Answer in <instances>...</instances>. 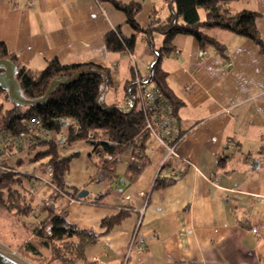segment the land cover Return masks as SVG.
I'll return each mask as SVG.
<instances>
[{
  "label": "crops",
  "instance_id": "obj_1",
  "mask_svg": "<svg viewBox=\"0 0 264 264\" xmlns=\"http://www.w3.org/2000/svg\"><path fill=\"white\" fill-rule=\"evenodd\" d=\"M116 1L141 3L136 20L143 28L167 20L171 12L169 0ZM226 6L232 12H258L256 26L264 38V0H235ZM125 23V14L106 0H36L32 7L28 0H0V42L19 65L37 73L54 59L64 65L103 64L111 72L104 101L122 107L129 83L146 75L154 60L144 35H139L132 58L108 52V32L122 26L124 34L134 33ZM208 34L226 47V56L211 46L203 51L194 36L178 34L175 49L161 59L182 100L174 114L183 138L179 157L169 156V166L163 168L166 149L150 138L142 157L125 152L104 174L93 145L69 142L68 127L41 133L60 143L63 157H71L70 188L88 191L84 201L61 194L55 202L58 212L65 208L71 223L96 232L105 217L130 210L86 248L87 264H264V55L244 36L219 28ZM163 42V35L154 32L153 46L160 48ZM11 106L1 94L0 119ZM1 127L0 122V161L16 166L22 158L28 163L29 139H14ZM133 162L141 167H131ZM40 163L20 167L34 177L30 216L0 207V251L25 252L33 264H56L33 234L48 216L38 213L39 206L56 193ZM160 173L180 177L155 187ZM100 194L107 195L98 199Z\"/></svg>",
  "mask_w": 264,
  "mask_h": 264
},
{
  "label": "trees",
  "instance_id": "obj_2",
  "mask_svg": "<svg viewBox=\"0 0 264 264\" xmlns=\"http://www.w3.org/2000/svg\"><path fill=\"white\" fill-rule=\"evenodd\" d=\"M106 1H110L125 14V25L134 31L132 35H126L123 27L119 26L108 32V52L127 55L133 53L139 35H144L148 44L153 47L154 60L150 71L141 77V80L144 85L160 88L171 101L174 112L182 104V100L170 86L167 72L161 66V59L175 49L173 39L176 35H192L198 40L203 51L211 46L226 56V47L208 34L209 29L219 28L252 40L264 55V38L256 26L260 14L251 10L232 12L226 3L235 0H169L171 12L167 20L152 22L147 28L141 27L136 20L142 10L141 3ZM201 8L206 12L204 20L200 16ZM156 31L164 37L160 48L154 47L152 43ZM0 58L11 59L18 66L17 79L26 98L43 96L52 80L57 77H63L65 80L57 86L44 105L20 107L11 103L12 106L2 114L1 131H5L7 136L14 139L27 137L29 140L26 142L28 163L22 158L16 166L0 161V207L15 216H30L35 209V188L32 183L34 177L27 171L20 170V167L24 168L29 163L40 161V167L47 170L49 181L56 193L52 201L39 206L38 213L47 212L48 216L34 228V237L61 263L87 264L86 248L95 244L100 235L118 226L130 210L122 209L115 216L105 217L100 223V230L96 232L81 229L71 223L65 208L58 212L55 202L61 194L70 195L71 199L77 201H84L85 198H78L81 190L70 188L66 182L71 157H63L60 143L43 138L41 133L59 132L63 127H68L69 142L86 140L93 145L94 153L98 156L97 166L104 174L117 162V157L125 152L142 157L151 136L143 131L144 116L139 107L136 81L127 86L126 96L132 102L130 107L108 105L104 101V93L111 83V72L110 68L103 64L64 65L54 59L48 62L43 70L33 73L19 65L17 56L11 53L3 42H0ZM1 94L10 102L7 92L0 88ZM33 118L38 120V123L31 124ZM90 135L93 139H90ZM222 161L223 158H219L218 163ZM136 162H133L131 167L139 169L141 166ZM169 165L167 159L163 168ZM179 177L160 173L155 187L168 186ZM106 195L100 194L97 198ZM26 247L31 252L35 251L31 243H27Z\"/></svg>",
  "mask_w": 264,
  "mask_h": 264
},
{
  "label": "built area",
  "instance_id": "obj_3",
  "mask_svg": "<svg viewBox=\"0 0 264 264\" xmlns=\"http://www.w3.org/2000/svg\"><path fill=\"white\" fill-rule=\"evenodd\" d=\"M36 0H28V6L32 7ZM206 53V51L204 52ZM131 58L132 53L128 54ZM151 69V65L147 67V72ZM136 87L139 98V107L144 116V132H148L152 139L156 140L161 146L166 149L167 155L163 160V165L166 163L169 156L179 157L178 145L183 138V135L178 131L177 122L174 114V108L160 88L153 85H144L141 78H136ZM132 102L128 99L123 107H130ZM31 124L38 123V120L32 119ZM43 132V131H42ZM90 139L93 136L90 135ZM136 239L131 242V247L134 246ZM2 252V251H1ZM9 254H4L18 259H23V255L18 250H9ZM18 258V259H16ZM25 260V258L23 259ZM23 264V262H20Z\"/></svg>",
  "mask_w": 264,
  "mask_h": 264
},
{
  "label": "water",
  "instance_id": "obj_4",
  "mask_svg": "<svg viewBox=\"0 0 264 264\" xmlns=\"http://www.w3.org/2000/svg\"><path fill=\"white\" fill-rule=\"evenodd\" d=\"M19 68L11 59L0 58V88L7 92L9 100L12 104L27 107V106H42L50 98L51 94L56 90L57 86L64 83L63 77H57L49 85L45 94L39 98H26L23 94L19 80L17 79ZM64 124H67L64 122ZM88 195L87 190H81L78 193V198H85ZM0 264H22L12 257L0 251Z\"/></svg>",
  "mask_w": 264,
  "mask_h": 264
},
{
  "label": "rangeland",
  "instance_id": "obj_5",
  "mask_svg": "<svg viewBox=\"0 0 264 264\" xmlns=\"http://www.w3.org/2000/svg\"><path fill=\"white\" fill-rule=\"evenodd\" d=\"M204 9L202 8L201 10H200V14H201V16H202V18L204 17ZM113 94V93H112ZM114 95V94H113ZM149 142V141H148ZM147 142V147H146V150L149 148V143ZM150 149V148H149ZM124 155H127V153H123ZM6 251V250H5ZM6 254H9L10 252L9 251H7V252H5ZM25 253V252H24ZM10 255V254H9ZM23 255V257L25 258V260H23V259H18V258H16V259H18L20 262H23V264H33V263H31L30 261H28L29 259V257H28V255L25 253V255L28 257V258H26L25 257V255L24 254H22ZM56 264H61V262L60 261H58V262H56Z\"/></svg>",
  "mask_w": 264,
  "mask_h": 264
},
{
  "label": "bare ground",
  "instance_id": "obj_6",
  "mask_svg": "<svg viewBox=\"0 0 264 264\" xmlns=\"http://www.w3.org/2000/svg\"><path fill=\"white\" fill-rule=\"evenodd\" d=\"M138 75H140V74H138ZM139 77V76H138ZM137 78V77H136Z\"/></svg>",
  "mask_w": 264,
  "mask_h": 264
}]
</instances>
